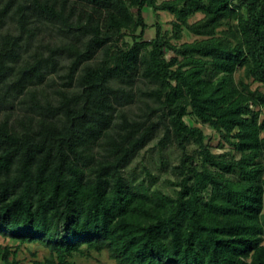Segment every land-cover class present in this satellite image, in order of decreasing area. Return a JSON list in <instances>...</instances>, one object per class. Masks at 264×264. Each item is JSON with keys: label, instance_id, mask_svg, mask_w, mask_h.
I'll list each match as a JSON object with an SVG mask.
<instances>
[{"label": "trees", "instance_id": "trees-1", "mask_svg": "<svg viewBox=\"0 0 264 264\" xmlns=\"http://www.w3.org/2000/svg\"><path fill=\"white\" fill-rule=\"evenodd\" d=\"M157 137L172 190L131 167ZM0 235L4 264H264V0H0Z\"/></svg>", "mask_w": 264, "mask_h": 264}, {"label": "rangeland", "instance_id": "rangeland-1", "mask_svg": "<svg viewBox=\"0 0 264 264\" xmlns=\"http://www.w3.org/2000/svg\"><path fill=\"white\" fill-rule=\"evenodd\" d=\"M144 15L149 24H153L155 22L156 18L151 9L145 10ZM201 17H203V14L198 13L195 16L191 17L190 21L194 22ZM173 19V14L165 11H161L158 17V20L162 25V29L165 31L168 30L170 32L173 27ZM147 36L149 38L156 36V27L153 26L147 33ZM197 38L198 36L189 32L188 30H185L182 39L180 41L174 39V41L181 43L186 41H193ZM128 39L131 40L130 37H128ZM259 85V83H254L253 87L255 88ZM187 120L191 124H195V121L191 117H187ZM203 127L207 134V142L210 144L214 152L219 153L231 149L230 144L222 139L218 131H216L209 125H205ZM191 148H194V146ZM178 153L179 150L174 145L168 146L165 149L164 154L168 156L169 165L167 164L165 167H162L160 162L159 137H157L141 151L139 156L132 163L131 167L137 170L139 178H141L144 175V172L142 171L143 166L145 164L148 165L157 175V181L155 185L161 186L168 190H172V185L169 183V180H175V176L170 170V164L176 162ZM0 242L15 244V241L13 239L4 238L2 235H0ZM49 255L50 252L48 248L39 244H27L21 247L18 258L22 262V264H34L35 260H43ZM77 259L80 264H116V262L109 256L107 251H104L102 253L93 252L92 256L90 257L79 256L77 257ZM0 264L4 263L0 262Z\"/></svg>", "mask_w": 264, "mask_h": 264}]
</instances>
